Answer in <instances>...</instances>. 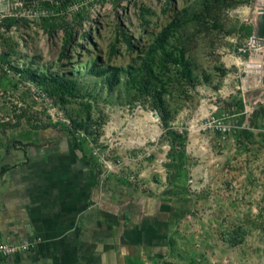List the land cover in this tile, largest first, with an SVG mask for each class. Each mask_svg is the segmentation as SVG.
Wrapping results in <instances>:
<instances>
[{
  "label": "rangeland",
  "instance_id": "1",
  "mask_svg": "<svg viewBox=\"0 0 264 264\" xmlns=\"http://www.w3.org/2000/svg\"><path fill=\"white\" fill-rule=\"evenodd\" d=\"M261 18L264 0H0L5 158L55 186L76 167L87 208L118 210L94 264H264ZM25 252L7 264H40Z\"/></svg>",
  "mask_w": 264,
  "mask_h": 264
},
{
  "label": "crops",
  "instance_id": "2",
  "mask_svg": "<svg viewBox=\"0 0 264 264\" xmlns=\"http://www.w3.org/2000/svg\"><path fill=\"white\" fill-rule=\"evenodd\" d=\"M1 143L0 240L27 243L26 250L40 264H94L109 241L102 235L111 233L118 210L103 207L98 200L87 208V176L78 168L61 177L63 184L48 185L51 180L38 173L32 160L21 164L25 154L19 150L17 163L7 160ZM40 178L48 184L40 183Z\"/></svg>",
  "mask_w": 264,
  "mask_h": 264
},
{
  "label": "built area",
  "instance_id": "3",
  "mask_svg": "<svg viewBox=\"0 0 264 264\" xmlns=\"http://www.w3.org/2000/svg\"><path fill=\"white\" fill-rule=\"evenodd\" d=\"M28 1V0H27ZM30 3L40 6L42 2L47 0H29ZM69 4V3H68ZM66 6L68 11H71L74 8V4H69ZM36 14L44 13L40 10L35 11ZM28 248V244L25 242H16V241H3L0 240V264L8 259H14L19 257L23 251Z\"/></svg>",
  "mask_w": 264,
  "mask_h": 264
},
{
  "label": "trees",
  "instance_id": "4",
  "mask_svg": "<svg viewBox=\"0 0 264 264\" xmlns=\"http://www.w3.org/2000/svg\"><path fill=\"white\" fill-rule=\"evenodd\" d=\"M7 127H14V125H10L9 123L0 122V130H3ZM3 169H6V167H3ZM0 174H1V171H0Z\"/></svg>",
  "mask_w": 264,
  "mask_h": 264
},
{
  "label": "bare ground",
  "instance_id": "5",
  "mask_svg": "<svg viewBox=\"0 0 264 264\" xmlns=\"http://www.w3.org/2000/svg\"><path fill=\"white\" fill-rule=\"evenodd\" d=\"M261 24L264 27V18H261Z\"/></svg>",
  "mask_w": 264,
  "mask_h": 264
}]
</instances>
